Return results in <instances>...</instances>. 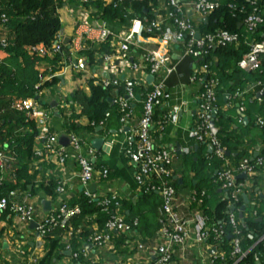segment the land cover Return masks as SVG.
Here are the masks:
<instances>
[{"label": "built area", "instance_id": "1", "mask_svg": "<svg viewBox=\"0 0 264 264\" xmlns=\"http://www.w3.org/2000/svg\"><path fill=\"white\" fill-rule=\"evenodd\" d=\"M120 1L59 0L57 12L60 7L68 8L74 20L69 42L64 41L65 35L60 27L51 44L39 42L24 47L25 52L36 59L37 80L34 87L37 97L0 94V264H41L47 253L48 237L52 238L54 235L63 244L64 253L69 251V254L54 259L51 264L97 263L90 257V249L115 252L114 238L119 233L129 235L132 247L126 259L116 264H134V258L140 256V253L145 255L144 264H171L176 248L187 246L200 247L202 264H234L246 253L242 248L240 218L236 214L239 207L235 204L240 201L242 193L252 188L250 178L262 173L263 169L259 168L263 166L264 159L258 155L254 158L245 156L233 165L226 156L225 148L210 127L211 120H214L218 78L210 67L212 61H203L210 48L238 43L239 33L216 29L196 36L198 31L193 21L196 18H206L219 4V0H159L161 4L154 6V15L146 20L147 22L133 15L126 23H119V29H112L109 26L112 21L102 17L103 12L99 7H115ZM2 2L3 0H0V73L3 53L8 44L5 26L7 16L1 11ZM188 11L191 12L190 15ZM128 12H131L130 9ZM99 19H102V23H98ZM262 22L261 12L254 9L245 16L243 25L247 34H250ZM249 39L248 51L242 55L237 65L242 70L254 71L260 66L261 55H264V39ZM153 41L155 46L149 47L148 44ZM178 45L183 50V57H191L194 60L190 78L200 85L198 106L194 112L195 121L188 130V135L196 144L206 143L210 147V153L222 161L213 182L229 197L228 218L223 223L212 221L205 214L204 189L191 190L188 194L187 203L192 209L189 216H185L178 209L177 192L172 185L174 157L171 150L159 145L155 139V133H161L167 123L177 122L184 104L172 105L164 113L161 122H154L156 107H163L170 99L166 79L176 70L178 62L171 60V52ZM137 50L141 53L137 52L138 56H133V51ZM88 51H92V59L89 58ZM58 52L61 53V58L56 60ZM47 58L52 62H46ZM60 64H65L64 68L70 66L78 73H88L90 81L94 84L114 87L111 99L120 113L118 133L126 134L123 153L134 169V179L138 186L135 198L142 191L153 190L162 200L160 227L152 238L142 240L136 233L138 218L128 219L123 214L121 198L117 192H105L97 188L91 190L92 181L96 177L100 182L106 180L109 170L105 166L96 165L97 150L74 131H66V135L69 145L78 153L81 193L109 214L101 229L92 222V231L83 246L76 251H72L70 246L71 238L79 229L69 220L79 213L80 207L60 197L64 191V182L57 183L53 196H41L39 192L24 189L18 182L19 156L15 140L16 135L26 133L28 128L24 122L11 127L10 124L14 121L11 123L9 119L4 118L9 113L21 114L24 121L31 119L35 123L37 133L32 151L34 159L28 164L29 173L39 167L37 158L41 151L36 144L54 153L58 166H62L68 156L65 147L58 142L59 134L50 130V108L40 98L42 91L49 90L44 83L58 74ZM1 85L0 77V87ZM118 87H121V93L117 91ZM138 87L141 89L140 93L137 91ZM136 95L142 98V113L136 128L128 134L126 127L134 117L135 110L131 104L137 100ZM58 109L63 110L65 117L75 113L78 115L76 121L81 122L84 119L85 125L100 128L104 125V120L98 123L90 121L81 113L79 103L66 99V95L61 96ZM239 110H244L242 104L239 105ZM109 115V112L105 113V117ZM242 118L243 114L238 121L241 122ZM256 124L262 126L264 119L257 117ZM242 172L246 176L241 180L236 175ZM33 181L35 187L39 186L40 180L35 178ZM7 184L12 186L8 187ZM44 200L50 202L49 209L44 207ZM253 214H256L255 210ZM65 224L66 230L61 234L49 235L57 226ZM225 224L231 226L228 247L222 245L226 235ZM244 237L255 240L251 231L246 232ZM261 239L262 237H259L255 243ZM87 244L90 245L89 248L85 246ZM150 248L154 250L153 258L149 254ZM80 256L84 260H80ZM260 256L261 253L255 254L258 264Z\"/></svg>", "mask_w": 264, "mask_h": 264}, {"label": "trees", "instance_id": "2", "mask_svg": "<svg viewBox=\"0 0 264 264\" xmlns=\"http://www.w3.org/2000/svg\"><path fill=\"white\" fill-rule=\"evenodd\" d=\"M57 2L59 4V0H3L1 11L5 12L7 16L5 26L8 32V44L3 53V64L0 73L2 80L0 94L4 95L10 93L21 97L35 95L37 91L34 87L37 80V73L34 69L35 59L25 52L24 47L39 42L46 45L51 44L55 33L61 27L59 14L56 10ZM158 4L159 0H121L115 7L106 6L99 8L103 12L102 17L104 19L106 18L124 24L127 22L128 18L133 15L147 22L146 20L153 17L154 13L152 9L154 6H158ZM129 9L132 14L128 12ZM254 9L261 12L263 22L254 32L247 34L243 25V20L245 16ZM193 22L200 34L211 32L216 29H224L229 32L239 33L240 35L238 43L212 47L209 49L208 55L203 58V61H212L210 67L218 78L216 97L220 96V93H222L223 89L220 87H223V84L227 85L228 82L233 81L237 77L239 78L237 84L243 82L245 79H242L240 76H234L240 73L241 75H246V73L253 74L255 79L259 80L260 84L264 86V55H261L260 66L254 71L242 70L237 65L242 55L248 51L249 38H254L255 40L264 39V0H219V4L207 15L206 20L196 19ZM88 55L89 58L92 59V51H88ZM213 57H216L217 61H213ZM55 58L59 60L61 58V53L58 52ZM57 80V77H53L46 81L44 86H52ZM113 88V86L103 87L90 82V92L88 94L81 89H76L68 96V99L79 103L81 113L90 121L98 123L104 120V125L98 132L102 131V129L108 130L111 128L112 125L110 123L112 120L119 122L120 113L118 107L111 99ZM228 90H234V86L230 85ZM117 91L121 93V87H118ZM137 91L140 93L141 89L138 87ZM141 100L142 98L140 97L131 104L136 110L138 109L139 117L141 116L143 106ZM215 109L216 112L213 115L214 125L216 127L215 135L220 141V144L225 148V152H229L228 159L236 164L242 157L250 156L246 147L251 146L255 142L252 140L246 142V139H244L245 133L241 130L237 132L236 129L233 128L228 132L233 119L227 116L219 108L217 103ZM106 112L110 113L108 117H105ZM164 113L163 110L156 107L153 115L154 122H161ZM245 114L251 120H254L249 112ZM240 116L241 114L238 115L237 119H239ZM247 116L245 117L244 115L241 122L238 121L240 126L245 127L249 125L251 120H249ZM14 121L13 124H10L11 127L14 126V124L17 125L24 122L28 128L26 133L16 135L15 140L19 156V167L17 169L18 182L24 189L31 192H39L42 195L53 196L56 187V180L54 178L41 181L39 186L35 187L33 180L35 175L39 172V169L34 170L32 173L28 172V160L33 158V144L37 133L35 123L31 119L27 122L24 121V117L21 114H16ZM65 124L68 131L74 132L80 129L87 130L88 132H96L98 127L89 125L81 127L73 115ZM258 127L264 128V124ZM206 145V143H199L196 149L192 147L193 152L191 154H186L182 159L184 167L192 173L191 176H193V179H196L195 187L197 191L201 190V183L206 182L210 188V192H212L209 194V191L204 189L206 191L203 201L205 214L212 221L223 223L226 222L228 218L229 208L227 204L229 202V197L225 193L219 196L220 193L217 192L218 186L213 182L216 171L222 166V161L213 156L210 152L204 155L202 151ZM258 157L264 159V149L258 154ZM125 159L127 160L126 157ZM262 169H264V163L263 166L259 168V170ZM108 170V178H112L115 173L112 172L110 168H108ZM193 179L188 181L191 186L193 185ZM250 179L253 183L252 188H254V185L258 182L259 175H255ZM30 184L31 187L29 188ZM172 185L176 189L178 182L173 179ZM6 186L11 187L12 185L7 184ZM252 188L250 191H252ZM212 195L218 196L217 199L214 198V202H211ZM258 199L259 202L264 204V195L262 198L258 197ZM69 202L70 204H78L80 207L79 213L73 215L69 220L76 229H79L70 240L72 251H76L79 247L83 246L86 237L91 233L92 222L101 229L109 214L102 211L94 201L90 200L82 193L73 197ZM161 202L160 195L153 190L142 191L136 198L121 200V209L123 213L127 215L128 218L130 217V219L134 217L138 218L139 222L135 231L140 235L142 240L152 238L159 229V209ZM241 203L240 199L235 206L240 207ZM255 212L256 214L249 213V215H243L241 218L238 213H236L240 218L239 225L243 236L242 248L246 253L243 258L234 264H258L255 259V254L257 253H261L259 258L260 264H264V212L262 208L259 207H255ZM66 227L67 224L57 226L49 235L61 234V232L66 230ZM224 229L226 235L222 245L228 247V234L231 230V226L225 224ZM248 231L254 233L255 240H249L244 237ZM259 237H262V239L255 243L256 239ZM48 239L47 253L43 257L41 264H51L54 259H60L66 255L64 253L63 244L58 237L54 235V237H48ZM114 243L115 252H127L128 246L130 245L129 235L127 233L117 234L114 238ZM130 252L129 250V253ZM79 259L84 260L81 256ZM229 264L233 263L230 262Z\"/></svg>", "mask_w": 264, "mask_h": 264}, {"label": "crops", "instance_id": "3", "mask_svg": "<svg viewBox=\"0 0 264 264\" xmlns=\"http://www.w3.org/2000/svg\"><path fill=\"white\" fill-rule=\"evenodd\" d=\"M160 4L161 3H159V5ZM58 14L61 22V28L63 29V33L65 35V41V39H69L72 34V31L74 29V20L68 11V8L60 7L58 9ZM109 26L112 29H119L120 24L118 22L112 21ZM66 42H69V40ZM148 46L154 47L155 41L149 43ZM137 52L141 53L140 50L133 51V56H138ZM182 54L183 50L179 45L176 46L173 52H171V60L178 63L176 70L171 73L166 79V86L168 91L170 92V99L160 109L166 112L174 104H184L181 111L179 112L177 122L167 123L161 133H159L158 135L157 133H155V139L159 145H162L168 150H171L173 154L174 162L172 163V180L174 179L178 182V185L176 186L178 209L185 216H189L192 209L188 205L187 199L188 194L191 190H197L195 187L196 179H193V176H191L192 173L184 167L182 158L186 154H191L193 152L192 147H195L196 149L198 145L189 137L188 130L195 121L194 112L198 106L197 95L200 90V85L199 83L192 81L190 78L194 67V60L190 57H183ZM45 61L52 62V60L49 58H47ZM213 61H217V58L213 57ZM35 62L34 69L37 73V66L35 65ZM64 65H61L57 69L58 74L55 76L58 79L57 82L52 86H48V91H42L43 94L40 97L45 102L46 106L50 108V130L59 134V137L61 135H66L68 132V129H66L65 126L66 121H68V119L71 118L72 115L74 116V118H76V120L78 118V115H76L75 113H73L70 117H65L63 110L58 109L61 96L63 97L66 95V99H68V96L76 89H81L83 92L88 94L90 92L91 82L88 73H78L75 72L70 66H66L64 68ZM38 69H40V67H38ZM234 76H240L245 80L240 84H237V82L239 81V78L237 77L233 81L228 82L227 85L223 84V87H220L223 89V91L222 93H220V96H217L216 103L227 116H230L234 120H232L228 132L233 128H235L237 132H240L241 130L243 133H245L244 139H246V142L251 140L255 142L251 146L246 147L248 153L250 154L249 157H251L253 156L255 147H258L259 153L264 149V128H260L256 124L257 117H261L264 119V96H260L258 94L264 88V86L260 84L259 80L255 79V76L253 74L246 73V75H241L240 73ZM149 79H151V77H149ZM230 85L234 86V90H228ZM236 92L238 93L237 95ZM35 96L36 95H34V97ZM68 100L73 102L71 99ZM52 101H56V104L54 106L51 105ZM238 103H242L244 107V110L242 112H240L239 106H237ZM134 110V117L126 127V131L128 132V134L134 131L140 118L138 109L136 110V108H134ZM246 112H249L252 118L255 117L254 120H251L245 114ZM239 114H243V117L244 115L245 117L247 116L249 120L253 122L250 121L249 125L245 127L240 126L237 119ZM15 117V113H9L4 118H7V120L9 119V121L12 123ZM84 123V119L81 122H78L81 127L85 126ZM110 124L112 125L111 128H109L108 130L102 129V131L100 132H98V130L101 129L100 127H97L96 132H88L84 129H80L76 132L78 135L86 139L87 143H89L91 146H93L92 141L95 138H102L103 143L108 146L106 149L95 148L93 146L97 150V158L95 162L97 166L104 165L105 167L110 168L111 171L115 174L112 176V178H107L102 182H100L99 178L96 177L92 181L90 186L94 185V189L97 188V190H102L105 192L115 191L118 193L121 200L135 198V195H137L138 193V186L134 179V169L128 162V159H125L123 153L126 134L118 133L120 123L116 120H112ZM36 145L37 147H40L41 155L38 154L37 160L39 163V167L37 169H39V172L35 175L34 179L37 178V180H40L41 182L46 181L49 178H54L56 180V185L58 182H64V191L60 194V197L63 200L70 201L73 197L81 193L82 186L79 182L80 168L77 163V151L72 148L69 143L67 145H63L68 153V156L63 165L58 166L55 160L54 153L47 151L45 148L38 144ZM209 152L210 148L208 145H206L202 153L205 155ZM228 155L226 156L228 157ZM33 159L34 158H30L28 160V164ZM230 162L232 163L231 160ZM234 164L235 163L233 162V165ZM245 176L237 178L244 179ZM191 179H193L192 186L188 183V181ZM202 189L203 188L201 187V190ZM217 192L220 193L219 196L224 194V192L219 189V187L217 189ZM245 193L247 196V202L245 203L244 211H242L243 215H249V212H246L247 207L251 208V214H253L255 207L262 208L264 212V204L259 202L258 199V197L262 198L264 195V169L259 175L258 182L256 185H254L252 191H250L249 189ZM40 195L43 196L41 193ZM242 195L241 205L244 203ZM214 198L217 199L218 196L215 195ZM125 216L128 218L127 215ZM131 247L132 243L128 246V251L125 253L109 252L105 249H90L89 255L99 264H116L120 262V260L123 261L124 259H126V257L131 253H129V250L131 251ZM149 250V254L153 258L152 251L154 250L152 248H150ZM145 262L146 259L143 253H140V256L134 258V264H144ZM171 264H202L200 260V247H177L174 252Z\"/></svg>", "mask_w": 264, "mask_h": 264}, {"label": "water", "instance_id": "4", "mask_svg": "<svg viewBox=\"0 0 264 264\" xmlns=\"http://www.w3.org/2000/svg\"><path fill=\"white\" fill-rule=\"evenodd\" d=\"M187 13H188L189 15L191 14L190 11H188ZM203 20H206V18H204ZM98 23H102V19H99V20H98ZM196 36H197V37L199 36V32L196 33ZM68 40H69V39H65V42L68 41ZM258 94H259L260 96H264V90L260 91ZM35 97H37V95H36ZM136 98L139 99V98H140V95H136ZM55 104H56V101H52V102H51V105H52V106H54ZM238 105H239V104H237V106H238ZM215 112H216V109L213 110V115L215 114ZM210 127H211L212 132H213V133H216V127H215V125H214V120H211V122H210ZM59 143L62 144V145H67V144L69 143V139H68V137H67L66 135H61V136L59 137ZM92 145H93L95 148H102V149H106V148L108 147L106 144L103 143V139H102V138H95V139H93V141H92ZM209 148H210V147H209ZM225 154L228 155L229 152H225ZM258 154H259L258 147H255V151H254V153H253L252 158L256 157ZM244 176H245V173H244V172L239 173L238 175H236V177H244ZM90 188H91V190H94V185H92ZM242 196H243V201H244V203L239 207V213H238V215H239L240 218L243 216L242 211H244V209H245V203L247 202V196H246V193H243ZM261 196H262V194H261ZM43 204H44V207H45L46 209H49V207H50V202H49L48 200H44V201H43ZM85 246H86L87 248L90 247V245H88V244L85 245ZM66 254H69V251H67Z\"/></svg>", "mask_w": 264, "mask_h": 264}, {"label": "rangeland", "instance_id": "5", "mask_svg": "<svg viewBox=\"0 0 264 264\" xmlns=\"http://www.w3.org/2000/svg\"><path fill=\"white\" fill-rule=\"evenodd\" d=\"M196 17V15L194 16V18ZM255 117H253V119H254ZM201 187L203 188V189H206L207 191H209V194H211L212 192H210V188L208 187V184L206 183V182H202L201 183ZM214 196L212 195V198H211V202H214ZM246 212L248 213H251V208H248V209H246Z\"/></svg>", "mask_w": 264, "mask_h": 264}]
</instances>
